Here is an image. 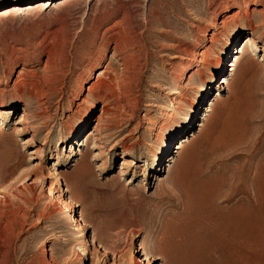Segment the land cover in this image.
I'll use <instances>...</instances> for the list:
<instances>
[{
    "label": "rangeland",
    "instance_id": "rangeland-1",
    "mask_svg": "<svg viewBox=\"0 0 264 264\" xmlns=\"http://www.w3.org/2000/svg\"><path fill=\"white\" fill-rule=\"evenodd\" d=\"M262 192L264 0H0V264H264Z\"/></svg>",
    "mask_w": 264,
    "mask_h": 264
},
{
    "label": "bare ground",
    "instance_id": "bare-ground-1",
    "mask_svg": "<svg viewBox=\"0 0 264 264\" xmlns=\"http://www.w3.org/2000/svg\"><path fill=\"white\" fill-rule=\"evenodd\" d=\"M51 5L52 4L48 6H51ZM3 14H7V12ZM214 75L215 74L212 73L211 78H214ZM194 106L195 104L192 103V107ZM233 199L234 197H231L229 202L232 201ZM256 204H257L258 209L260 210L264 209V192L261 193V198L259 197L257 199ZM251 220H252V217L248 215V209L246 207H239V208L234 209L231 212V214L228 217V223L225 226L224 235L226 237L225 243L227 247L229 248V250H232V251L233 250L236 252L241 251V255H242L241 257L244 259L248 258V252L250 249V239H249V234H248L249 232L247 230V227L249 223L251 222ZM74 221H76V219H74ZM221 264H225V263H221Z\"/></svg>",
    "mask_w": 264,
    "mask_h": 264
}]
</instances>
